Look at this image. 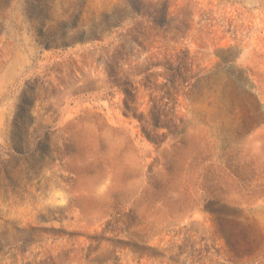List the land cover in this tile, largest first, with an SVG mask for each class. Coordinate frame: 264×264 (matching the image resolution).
Returning a JSON list of instances; mask_svg holds the SVG:
<instances>
[{
  "label": "rangeland",
  "instance_id": "rangeland-1",
  "mask_svg": "<svg viewBox=\"0 0 264 264\" xmlns=\"http://www.w3.org/2000/svg\"><path fill=\"white\" fill-rule=\"evenodd\" d=\"M0 264H264V0H0Z\"/></svg>",
  "mask_w": 264,
  "mask_h": 264
}]
</instances>
